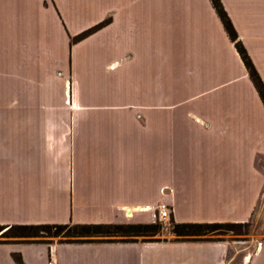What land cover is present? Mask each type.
Returning a JSON list of instances; mask_svg holds the SVG:
<instances>
[{
	"label": "crops",
	"instance_id": "0c3cea01",
	"mask_svg": "<svg viewBox=\"0 0 264 264\" xmlns=\"http://www.w3.org/2000/svg\"><path fill=\"white\" fill-rule=\"evenodd\" d=\"M219 2L264 86V0ZM262 196L264 106L210 0H0V226L148 224L162 203L175 223L243 224ZM229 249L12 243L0 264H226ZM244 259L264 264V240Z\"/></svg>",
	"mask_w": 264,
	"mask_h": 264
},
{
	"label": "trees",
	"instance_id": "16d2710c",
	"mask_svg": "<svg viewBox=\"0 0 264 264\" xmlns=\"http://www.w3.org/2000/svg\"><path fill=\"white\" fill-rule=\"evenodd\" d=\"M222 26L234 44L240 56L248 76L264 106V86L256 73L244 48L237 40L236 33L227 17L219 0H210ZM95 28L87 30L77 37L73 42L79 41L92 33ZM170 233L175 237L172 242H203L219 241L210 239L211 236L220 231L231 232L232 228L240 224L236 223H175L170 220ZM161 224H53V225H12L0 226V244H52L45 238H59V244L77 243H113V242H161L151 239L159 234ZM141 238V240H137ZM61 239V240H60ZM164 242V241H163ZM18 261V260H16Z\"/></svg>",
	"mask_w": 264,
	"mask_h": 264
},
{
	"label": "rangeland",
	"instance_id": "374dc122",
	"mask_svg": "<svg viewBox=\"0 0 264 264\" xmlns=\"http://www.w3.org/2000/svg\"><path fill=\"white\" fill-rule=\"evenodd\" d=\"M261 211L264 214L263 196L260 200L258 210L246 223L232 228L231 232L220 231L211 236H208L213 240L226 241L230 245V249L226 256V264H246L247 262H244V257L250 256L255 250V247L258 245V243L264 240V220H262V218L260 217ZM170 220L171 219L169 217L167 221H159L156 217L151 223H148L154 224L156 222L161 224V230L159 231V234L155 235L151 239H157L161 242L174 240L175 237L170 233ZM3 240L4 239H0V241ZM137 240H141V238H138ZM45 241L50 243H57L59 241V238H45Z\"/></svg>",
	"mask_w": 264,
	"mask_h": 264
},
{
	"label": "built area",
	"instance_id": "2783aa9c",
	"mask_svg": "<svg viewBox=\"0 0 264 264\" xmlns=\"http://www.w3.org/2000/svg\"><path fill=\"white\" fill-rule=\"evenodd\" d=\"M156 217L159 221H167L170 217V210L167 205L160 204L156 210ZM130 215H126V217H129ZM48 264H54L52 261H49Z\"/></svg>",
	"mask_w": 264,
	"mask_h": 264
}]
</instances>
